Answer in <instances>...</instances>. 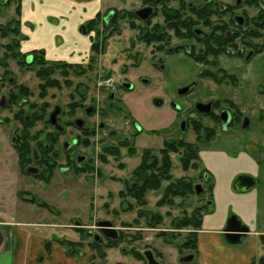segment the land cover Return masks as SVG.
<instances>
[{
	"label": "rangeland",
	"instance_id": "374dc122",
	"mask_svg": "<svg viewBox=\"0 0 264 264\" xmlns=\"http://www.w3.org/2000/svg\"><path fill=\"white\" fill-rule=\"evenodd\" d=\"M99 1L103 12L135 10L139 6V2L133 5L136 0ZM22 2L13 0L9 4L0 0V215L12 223L24 221L31 227L35 226L29 229L31 231H52L51 242L66 243L65 249L74 259L86 257L89 264H149V256L158 264H188L181 260L193 252L181 251L179 246L188 239L193 229L180 228L194 214L200 212L204 216L207 210L210 183L207 176L204 178L206 172L201 164L198 170L184 171L180 156L172 153L173 181L190 179L196 187H203L204 193L187 198H170L162 206L159 202L171 182L164 181L158 192H148L144 198L146 205H139L129 195L133 173L141 166L146 152L159 158L165 141L196 144L192 129L188 128L183 133L179 127L183 115L177 114L172 103L185 110L195 100L204 103L211 97L229 98L239 106L238 111H242L250 121V127L240 130L239 134L244 136L248 148L256 150L251 153H254L253 156L260 158L261 152L263 157L264 55L249 66L233 62V66L228 67L240 81L239 86L228 83V87L217 88L212 81L204 82L192 96L180 98L176 96V89L194 78L196 66L193 62L181 53L166 58L164 71L149 69L153 62L151 48L140 42L138 33L133 31L129 22L112 23V26L120 28L121 34L111 35L114 29L102 33L100 41L106 40L104 53L99 56L92 53L91 58L95 60L90 67L92 70L86 69L87 75L82 78L77 77L79 74L72 75V90L56 73L51 79L56 76L61 88L48 87L41 97L40 87L44 80L37 73L42 66L28 64L23 57L14 55L19 53L16 44L21 35L17 36V32L13 33L10 28L15 26L12 23H19L17 11L21 9ZM135 24L140 25L138 22ZM172 43L173 46L178 45L177 40ZM6 46L15 52L5 51ZM141 64L143 67L135 77L144 78L147 83L137 82L135 92L121 89L122 83L134 80L130 76L133 67ZM108 78L115 81V88L108 89L107 93L99 86L104 84L108 88L109 84L103 83ZM78 84L87 90L84 107L97 102L105 115L95 117L94 136L90 139L80 137V146L67 154L68 150L65 152L63 146L77 138L78 131L67 129L59 144L51 147L47 135L52 128L47 124L56 108L64 112L60 116L63 125L74 119L68 114V105L71 94L79 99L74 91ZM19 86L27 89L30 95L20 96ZM12 93L19 96L15 105L10 104ZM153 98L163 99L159 103H166L165 106L155 107L159 104L155 100L154 106ZM19 112L23 114L18 116ZM75 117L85 118L81 110ZM102 125L104 128L100 129ZM203 125L210 126L211 123L205 121ZM216 131L221 132L220 127ZM124 141L129 144L122 146ZM234 145H240V141ZM50 147L51 153L42 152ZM110 149L118 150V156ZM228 151L233 157L239 154L232 149ZM35 157L42 160L41 166L36 165ZM67 158H74L75 166L69 168ZM28 159L30 162H25ZM152 159L148 158V162ZM28 168L38 169V176L28 174ZM104 222L112 224L119 234L118 240L104 237L99 226ZM95 243L101 246L105 257L93 247ZM69 244H74V247ZM108 245L116 246L107 248ZM260 252L259 258L264 257V250Z\"/></svg>",
	"mask_w": 264,
	"mask_h": 264
},
{
	"label": "flooded vegetation",
	"instance_id": "af4514ba",
	"mask_svg": "<svg viewBox=\"0 0 264 264\" xmlns=\"http://www.w3.org/2000/svg\"><path fill=\"white\" fill-rule=\"evenodd\" d=\"M12 1L2 0L3 3L8 2L9 4ZM138 2L139 6H136L135 10L113 9L103 12L104 9H102L91 20L83 23L79 32L82 36L89 39L90 46L86 53H80V55L84 56L79 55L81 57L79 61H73V55L66 60L47 59V53L44 51L45 61L48 66L54 68V73L51 76L53 77L56 73H59L64 85L72 90L74 87L71 80L72 75L79 74L77 77H85L87 75L86 69L92 70L90 67L95 61L91 58L92 53L97 56L104 53L106 40L100 41L102 33L109 29H114L111 35L121 34L120 28L112 26V23L117 25L116 23L129 22L133 31L138 33L140 42L151 48V61L153 62L152 65H149V69L164 71L166 58L180 55L181 53L193 62L196 66L194 78L189 83L176 89V96L180 98L192 96L195 90L200 88L204 82L212 81L217 88L221 86L228 87V83L231 84L234 77H236L228 70V67L233 66V62H241L243 65L249 66L253 61L264 55V0H136L133 5L135 6V3L138 4ZM94 22L96 24L90 26ZM135 22L140 25L137 26ZM14 24L15 26L10 29L13 33L19 32L20 36V20L19 23L17 21L12 23V25ZM100 25H102V30H100ZM109 26L112 27L109 28ZM25 39L23 36L20 37V42L16 44V47L19 45V49L17 48L19 53L16 54L14 53L15 51L13 53L17 57L26 55V62L32 64L35 61L32 55L23 53L21 49V43ZM173 40H177V46H173ZM6 50L11 53L10 47L7 49L6 46ZM142 67V64L133 67V74H130V76L134 77V80L128 84L122 83L121 89L133 92L137 87V82L147 83L144 78L135 77L136 72ZM52 80L55 83L58 82L61 86L56 76ZM103 83H108L109 86L107 88L104 84H102L103 86L100 85L99 89L102 91L107 92L108 89L115 88V86L113 87L115 81L112 78L104 79ZM239 83L240 81L238 86ZM21 88L24 87L19 86L18 93L20 96L22 95ZM74 91L79 99L74 94H71V103L68 105V114L71 117L73 116L74 119L63 125L60 116H63L64 112L56 108L51 113L47 124L52 128L47 135V138L49 137L51 140L49 143L54 144L50 145L51 147L59 144L60 138L66 135L67 129L72 128L78 131V137L63 146L65 152L68 150L67 154L69 152L72 153L75 148L80 146L82 140L80 137L90 139L94 136L96 132L95 117H103L105 115L104 110L98 108L99 103L97 102H93L86 108L84 107L87 90L81 84H78ZM219 91L223 93L220 89ZM10 97L11 105H14L13 101L15 102L19 98L18 94L14 93ZM111 99L113 101V95ZM155 100L158 101L156 102V104H159L158 106H155ZM160 100L163 99L158 98L157 100V98H153L152 104L157 108H163L166 103L160 105ZM238 107L229 98L220 99L217 97H211L204 103L195 100L185 110L179 104L172 103V108L176 110L177 114L183 115L179 127H181L183 133L189 130L188 128H191L196 135V143L197 134L194 128L198 125L209 130H216L217 127H220L221 131L248 129L250 121L243 116L242 111H238ZM79 110H81V115L85 118L75 117ZM22 114L23 112H19L17 115L21 116ZM239 116L241 117L240 129H235L232 124ZM225 118L227 120L226 125L224 123ZM261 119H264L262 114ZM205 121H209L211 125H203ZM246 122L249 123L248 128L243 129V125H246ZM103 128V125L100 126V129ZM165 143H168V141H165L164 145ZM51 147L42 152L51 153ZM37 158L35 157L34 162L37 163L36 165L41 166L42 160ZM67 159L69 168L75 166L74 158ZM77 160L79 163V158ZM27 173L36 176L39 170L28 168ZM262 247L264 250L263 244ZM191 256H193L194 261L197 259V254L192 253ZM260 260H264V257L259 258ZM255 264H257V261Z\"/></svg>",
	"mask_w": 264,
	"mask_h": 264
},
{
	"label": "crops",
	"instance_id": "0c3cea01",
	"mask_svg": "<svg viewBox=\"0 0 264 264\" xmlns=\"http://www.w3.org/2000/svg\"><path fill=\"white\" fill-rule=\"evenodd\" d=\"M21 6V36L26 38L21 43L23 53L44 50L52 60H66L73 55V61H79L84 56L80 53L89 49V39L79 29L101 10L99 0H23ZM239 133L218 132L214 141L201 146V166L211 190L197 236V264H255L263 251L264 156L261 152L260 158L253 156L256 150L248 148ZM238 140L240 145H234ZM228 149L239 154L233 157ZM241 177L253 181L250 191L236 189ZM232 216L249 229L238 245L229 244L224 237ZM0 219V264H89L86 257H69L57 240L51 242L52 231H31L35 226L27 222L12 223L1 215Z\"/></svg>",
	"mask_w": 264,
	"mask_h": 264
},
{
	"label": "trees",
	"instance_id": "16d2710c",
	"mask_svg": "<svg viewBox=\"0 0 264 264\" xmlns=\"http://www.w3.org/2000/svg\"><path fill=\"white\" fill-rule=\"evenodd\" d=\"M18 15H21L20 9L18 11ZM96 23H91L90 26L95 25ZM17 36H19V32L16 33ZM20 42V41H19ZM18 44V43H17ZM19 48V45H18ZM9 52V51H8ZM11 53H13V50L11 49ZM33 59L35 60L32 64H38L41 65L42 68L38 71L37 75L44 80V84L40 87L41 90V97L45 95V90L48 87H60V84L58 82H54L51 79V75L54 73V68L51 66H48V63L45 61L44 53L43 51L34 52L31 54ZM24 60H26L27 56H22ZM46 67V68H45ZM234 87L238 86V79L234 77V79L231 82ZM22 95L29 96L30 92L25 89L21 88ZM18 99L15 101L14 105L17 103ZM240 122L241 117H237L234 124H232V127L235 129H240ZM195 131L197 134V143L196 144H189L185 143L183 141L181 142H168L165 143L164 148L160 151V159L151 157V155L146 152L143 155V161L140 167H138L134 173L132 178V186L129 188V195L135 198L139 205H146V202H144V198L150 191L158 192L160 191L162 184L164 181L171 182L168 187L165 189L164 196L162 200L159 202V205H164L170 198H187L193 195H197L196 186L194 185V182L187 178H182L173 181V178L171 176V170H172V163L170 155L172 153L178 154L180 156V162L182 163V167L184 171L189 170H198L201 164L200 161V151L201 146L206 145L214 141L217 131L216 130H209L208 128H203L202 126H195ZM49 138V137H48ZM50 139V138H49ZM51 141V140H50ZM51 143V142H50ZM128 142H123L121 145L126 146L128 145ZM51 145H54L53 143ZM54 147V146H52ZM134 149V148H131ZM112 153L116 154L118 156L119 151L110 149ZM148 158H153L152 161L149 163ZM27 163L30 162L25 161ZM207 174L205 175L206 179ZM211 190V186H209V191ZM31 202V201H30ZM202 219L203 215L198 212L193 215L192 219L186 220L185 223L181 224L180 229H184L185 227H191L193 231L188 235V239L179 246V249L182 250H191L193 253L197 254L198 252V232L202 228ZM97 240V239H96ZM261 242L264 245V237L261 238ZM58 243L66 247V243H63L62 241ZM70 245V244H69ZM71 248L74 247V244L70 245ZM116 246V245H114ZM114 246H107V248H111ZM47 247H50L47 245ZM69 247V246H68ZM93 247L101 254L102 257H105V253H102V248L99 244L95 243L93 244ZM49 250V249H48ZM69 257H74L71 253L67 252ZM259 264H264V260H260Z\"/></svg>",
	"mask_w": 264,
	"mask_h": 264
},
{
	"label": "water",
	"instance_id": "95a60500",
	"mask_svg": "<svg viewBox=\"0 0 264 264\" xmlns=\"http://www.w3.org/2000/svg\"><path fill=\"white\" fill-rule=\"evenodd\" d=\"M146 19V18H145ZM56 116V115H54ZM52 116V117H54ZM225 125L227 124L226 118ZM249 123L246 122V125H243V129L248 128ZM254 186L253 181L249 180V178L241 177L236 181L235 187L240 192L250 191ZM197 194L202 193V188L200 186L196 187ZM100 230L105 238L111 240H118L119 234L118 232L112 227V224L109 222L101 223ZM249 233V229L242 225V223L238 220L237 217L232 216L227 224V227L224 232V237L226 241L231 245H238L241 242V239L245 234ZM2 241V236L0 234V244ZM194 260L193 256H188L182 259L184 263H190ZM149 264H158L151 256H149Z\"/></svg>",
	"mask_w": 264,
	"mask_h": 264
}]
</instances>
